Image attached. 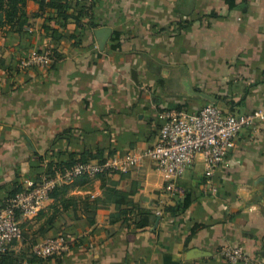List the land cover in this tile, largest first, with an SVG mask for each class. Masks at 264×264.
I'll return each instance as SVG.
<instances>
[{
    "label": "crops",
    "instance_id": "0c3cea01",
    "mask_svg": "<svg viewBox=\"0 0 264 264\" xmlns=\"http://www.w3.org/2000/svg\"><path fill=\"white\" fill-rule=\"evenodd\" d=\"M64 10L27 0L25 21L0 36V204L8 184L27 188L36 155L48 167L90 143L139 153L157 142L166 111L264 109V0H87ZM101 28L111 30L105 43ZM39 48L57 49L54 66L24 65ZM204 169L199 155L170 181L145 157L113 174L118 188H143L128 219L94 203L99 180L77 186L79 218L69 208L47 234H65L70 249L47 264H233L220 254L227 245L264 264V120L240 131L212 178ZM142 209L155 222L135 223Z\"/></svg>",
    "mask_w": 264,
    "mask_h": 264
},
{
    "label": "built area",
    "instance_id": "2783aa9c",
    "mask_svg": "<svg viewBox=\"0 0 264 264\" xmlns=\"http://www.w3.org/2000/svg\"><path fill=\"white\" fill-rule=\"evenodd\" d=\"M50 1V0H45ZM70 3L87 0H68ZM52 51L46 49L26 60L25 66L49 67L53 61ZM264 120V109H255L243 114H226L215 103L209 102L198 111H166L157 142L139 153L117 154L104 163L79 162L59 171L53 177H45L40 183L28 180L26 190L7 199L0 205V255L6 253L14 242L22 237V222L35 218L51 201V192L57 186L71 183L79 176L94 177L126 173L149 157L157 171L172 181L184 175L194 165L199 155L204 158V172L212 178L236 145L240 131L255 126ZM169 187L180 192L173 183ZM70 249L68 238L57 234L39 240L33 253L39 258H48L66 253ZM222 258L230 263L246 264L249 258L243 246L227 245L221 248Z\"/></svg>",
    "mask_w": 264,
    "mask_h": 264
},
{
    "label": "trees",
    "instance_id": "16d2710c",
    "mask_svg": "<svg viewBox=\"0 0 264 264\" xmlns=\"http://www.w3.org/2000/svg\"><path fill=\"white\" fill-rule=\"evenodd\" d=\"M36 1L40 4L41 7L51 6L56 8L61 13V15H64L62 13L64 8H68V6L71 4L81 3H70L68 0H61V2L64 1L62 3H57V0H50L48 2L45 0ZM233 2L234 0H229V3H231V5H233ZM26 3L27 0H0V36L8 35L17 26L21 25L22 22L25 21L24 18L26 16ZM58 37H61V35H58ZM45 50L46 48H39L38 53H41ZM50 50L53 53V61L50 63L49 67H52L54 66V63L59 60L60 54L55 48H52ZM82 148L83 149L81 153L68 152L56 159V163H49L48 167L44 166L45 158L43 156L36 155L39 160V165L35 168V174L31 177V180L35 183H40L44 180L45 177H53L59 171L70 168L79 162L87 163L96 161L99 163H104L117 154L124 155L123 153H117V150L114 149V147L110 144L102 146L100 144L90 143L85 144ZM95 180L100 181L101 188L103 189V195L100 198L94 199V203H98L99 206H109L113 204L116 206L117 210H120L119 213H115L113 216H116L115 218H118L121 216L120 214H125L127 215L126 219H128L129 215L133 211L132 208H135L133 195L143 191V188L139 183L135 182L130 190H125L118 188L117 183L112 180V175L100 173L94 177H90L87 175L79 176L75 178L71 183L62 184L53 189L50 195L52 200L51 203L35 218L31 220H24L22 222L21 239L14 242V244L6 253L0 255V264H23L22 261H24L25 263L28 262L30 264H37L39 262L47 264V261L51 257H37L33 253L34 245L39 240L48 236L47 234L52 229H54L55 224L59 219H65L67 217V213L65 212L67 209L72 208L74 217L76 219L79 218V214L77 211L79 208L78 200L80 197L74 194L73 191L77 186L84 188H93ZM5 188L8 191V196L2 202V204H4L7 199L14 197L20 192L26 190V188L22 187V185L19 183L8 184ZM182 199L183 208L185 209L194 201L193 194L187 192ZM129 207H132L131 210L129 209ZM125 208H128L129 210ZM156 218L157 213L154 210L142 209L140 210V214H136L134 220L135 223L141 226H147L155 222ZM93 221L94 218H91V222ZM17 251H22L21 260L14 257V254Z\"/></svg>",
    "mask_w": 264,
    "mask_h": 264
},
{
    "label": "water",
    "instance_id": "95a60500",
    "mask_svg": "<svg viewBox=\"0 0 264 264\" xmlns=\"http://www.w3.org/2000/svg\"><path fill=\"white\" fill-rule=\"evenodd\" d=\"M98 33L100 34V36L102 37V42L105 43V41L107 40V38L109 37V34L111 33L110 28H101L100 30H98ZM133 77L135 79H137V74L136 72H133ZM214 103V102H213ZM39 264H43V263H39Z\"/></svg>",
    "mask_w": 264,
    "mask_h": 264
},
{
    "label": "rangeland",
    "instance_id": "374dc122",
    "mask_svg": "<svg viewBox=\"0 0 264 264\" xmlns=\"http://www.w3.org/2000/svg\"><path fill=\"white\" fill-rule=\"evenodd\" d=\"M47 49V48H46ZM38 53V52H37ZM21 252L22 251H17V252H15V254H14V257H16V258H18L19 260H21V258H22V256H21ZM24 258H26V257H24ZM22 263L23 264H26L24 261H22Z\"/></svg>",
    "mask_w": 264,
    "mask_h": 264
}]
</instances>
